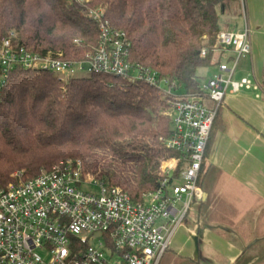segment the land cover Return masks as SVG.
Listing matches in <instances>:
<instances>
[{
    "label": "trees",
    "instance_id": "1",
    "mask_svg": "<svg viewBox=\"0 0 264 264\" xmlns=\"http://www.w3.org/2000/svg\"><path fill=\"white\" fill-rule=\"evenodd\" d=\"M98 9L103 23L125 33L131 62L190 94L200 93L197 69L213 65L222 16L240 13L237 2L225 0H0V39L13 33V44L30 52L83 60L98 44V21L88 16ZM1 75L0 69V189L13 182L14 172L31 179L71 160L81 162L84 175L119 187L138 203L161 187V162L181 159L164 146L171 134L165 104L141 83L104 74L62 83L48 72L21 67ZM221 129L219 108L199 186ZM184 168L178 160L172 178Z\"/></svg>",
    "mask_w": 264,
    "mask_h": 264
},
{
    "label": "built area",
    "instance_id": "2",
    "mask_svg": "<svg viewBox=\"0 0 264 264\" xmlns=\"http://www.w3.org/2000/svg\"><path fill=\"white\" fill-rule=\"evenodd\" d=\"M225 1L240 4L244 25L240 31L217 34L212 55L228 50L232 55L228 62L217 64V71L197 94L185 92L175 80L152 68L131 62L125 33L103 23L99 9L88 13L98 21V44L83 60L30 52L13 44V33L0 39L2 79L16 67L65 79L86 71L155 90L171 122L164 146L181 153V159L163 161L161 187L138 203L119 187L84 175L79 161H60L31 179L9 183L0 189V264L159 263L190 207L201 199L198 177L217 110L227 94L254 87L247 78L234 80L238 62L251 53L244 0ZM207 55L208 51H201L202 58ZM178 160L185 168L172 178ZM88 185L99 189L93 192Z\"/></svg>",
    "mask_w": 264,
    "mask_h": 264
},
{
    "label": "crops",
    "instance_id": "3",
    "mask_svg": "<svg viewBox=\"0 0 264 264\" xmlns=\"http://www.w3.org/2000/svg\"><path fill=\"white\" fill-rule=\"evenodd\" d=\"M244 12L251 53L238 62L234 80L247 78L254 87L225 96L222 129L204 161V171L215 176L200 177L201 199L179 227L185 240H176L175 232L158 264L264 261V0H244ZM241 17L223 18L222 30H242ZM237 18L241 25L233 23ZM228 51L212 55V73L229 61Z\"/></svg>",
    "mask_w": 264,
    "mask_h": 264
},
{
    "label": "rangeland",
    "instance_id": "4",
    "mask_svg": "<svg viewBox=\"0 0 264 264\" xmlns=\"http://www.w3.org/2000/svg\"><path fill=\"white\" fill-rule=\"evenodd\" d=\"M238 4H239V3H238ZM239 10H240V13H239V14H241L240 4H239ZM225 17H226V16H222V19H221V20H223V18H225ZM228 17H229V16H228ZM228 17H227V18H228ZM241 18H242V17H241ZM233 23H234V24H235V23H236V24L239 23V25H241V19H240V18H237ZM221 31H222V30H221ZM211 73H212V67L199 68V69H197V71H196V76L198 77L200 83L203 84V83L206 82V80H207L208 78L211 77V75L213 74V73H212V74H211ZM86 76H88V74L86 73V71H83V72L76 71V72H74V73L72 74V77H75V78H83V77H86ZM55 77H57L58 80L62 81V83L68 81V79H65V76H63V75L55 76ZM154 91H155V90H154ZM155 93L157 94L159 100L163 103V101H162V99L160 98V96L158 95V93H157L156 91H155ZM163 104H164V103H163ZM164 114H165V111H164ZM164 162H165V161H164ZM162 166H163V162H161V164H160V168H161ZM208 166H209V165L206 164V168H208ZM203 176H215V174H214V173H211V172L207 173L206 171H204V175H203ZM10 177L13 178V182H17V181H19V180H23V179H24V178H22V176H19L18 172H14V173H12ZM11 183H12V182H11ZM87 187H88V190H91V191H93V192H97L98 189H99V188H96V187H93V186L90 187V185H88ZM84 188H86V187L84 186ZM200 190H202V189H200ZM191 212H192V211H190L189 214H191ZM182 226H183V225H182ZM181 229H182V228H179L178 230H176L175 232H176L177 234L175 235V233H174L173 236L175 235L176 240L183 241V240H185V237H186V236H185V234L182 232ZM173 236H172V238H173ZM175 237H174V238H175ZM259 263H264V261H260V262H258V263H256V264H259Z\"/></svg>",
    "mask_w": 264,
    "mask_h": 264
}]
</instances>
